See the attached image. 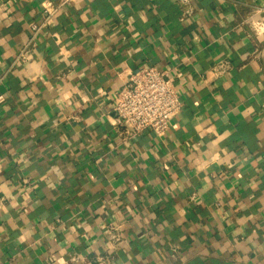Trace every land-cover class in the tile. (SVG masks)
I'll list each match as a JSON object with an SVG mask.
<instances>
[{
  "label": "crops",
  "instance_id": "0c3cea01",
  "mask_svg": "<svg viewBox=\"0 0 264 264\" xmlns=\"http://www.w3.org/2000/svg\"><path fill=\"white\" fill-rule=\"evenodd\" d=\"M191 3L75 0L22 59L43 0H0V264H264V0ZM141 65L182 107L124 142Z\"/></svg>",
  "mask_w": 264,
  "mask_h": 264
},
{
  "label": "built area",
  "instance_id": "2783aa9c",
  "mask_svg": "<svg viewBox=\"0 0 264 264\" xmlns=\"http://www.w3.org/2000/svg\"><path fill=\"white\" fill-rule=\"evenodd\" d=\"M75 0H59L56 5L51 0H43L44 18L40 24L32 23L31 36L23 46L18 58L26 59L35 46L36 36L42 25L57 11L62 10ZM180 19L191 17L195 11L191 0H179ZM249 26L255 32L264 31V23L253 20ZM232 64L226 58L216 60L210 67L211 75L223 76ZM113 104V128L120 140L135 139L144 129H151L157 135H163L169 128L170 121L182 107V100L166 71L156 66L141 65L129 75L126 83L116 92Z\"/></svg>",
  "mask_w": 264,
  "mask_h": 264
}]
</instances>
